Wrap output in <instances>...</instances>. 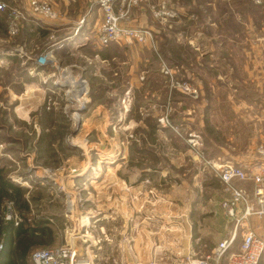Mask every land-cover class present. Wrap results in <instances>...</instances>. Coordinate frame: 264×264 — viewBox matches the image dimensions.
Listing matches in <instances>:
<instances>
[{
	"label": "rangeland",
	"instance_id": "rangeland-1",
	"mask_svg": "<svg viewBox=\"0 0 264 264\" xmlns=\"http://www.w3.org/2000/svg\"><path fill=\"white\" fill-rule=\"evenodd\" d=\"M0 1L13 7L10 0ZM46 1L58 20L53 2ZM253 4L118 0L115 9H126L127 25L147 30L148 41L106 47L96 32L84 54L54 51V65L43 66L35 60L47 42L37 38L34 54H24L26 62L23 54H13L18 62L5 61L0 168L47 196L42 207L60 225L54 246L74 249L76 264H187L229 235L234 222L222 204L230 191L218 168L248 162L264 142L254 133V109L243 105L264 102V39L254 38L260 52L254 87L242 85V65L226 81L222 39L239 28L236 18L253 26L246 27L248 40L230 38L233 52L248 47L250 35H264V1L260 9ZM25 13L45 27L47 21ZM179 28L193 38L175 41ZM1 33L3 40L19 34L8 35L7 21ZM242 57L234 54L229 65L251 62ZM22 64L27 66L19 72ZM146 119L157 123L151 136ZM235 185L252 189L250 182ZM247 225L257 228L260 220L252 216ZM240 241L238 233L233 248Z\"/></svg>",
	"mask_w": 264,
	"mask_h": 264
},
{
	"label": "built area",
	"instance_id": "built-area-1",
	"mask_svg": "<svg viewBox=\"0 0 264 264\" xmlns=\"http://www.w3.org/2000/svg\"><path fill=\"white\" fill-rule=\"evenodd\" d=\"M255 4H262L264 0H251ZM102 12V21L97 29L98 42L107 46L121 40H135L145 42L151 35L147 30L127 25V10L115 9L118 0H92ZM25 12L36 14L41 19L51 22L56 20L57 13L46 0H29ZM24 11L8 7L0 1V12L4 13L7 21V31L10 37L18 34L20 22L24 19ZM169 16H173L169 15ZM54 45L46 48L37 58L36 63L43 66H53ZM81 82H84L81 80ZM186 91L187 84H182ZM219 177L227 185L230 197L222 207L227 216L234 222L229 235L223 238L208 254L193 259L187 264H262L264 260V236H259L253 228L247 225L248 218L256 216L260 220L259 228L264 233V142L254 147V157L248 162H226L219 168ZM235 182L252 184V189L237 187ZM6 219L17 217L13 214L8 203ZM241 237L240 244L233 248L236 236ZM1 248V245H0ZM76 251L71 247L57 246L54 248H37L30 253L32 264H76Z\"/></svg>",
	"mask_w": 264,
	"mask_h": 264
},
{
	"label": "crops",
	"instance_id": "crops-1",
	"mask_svg": "<svg viewBox=\"0 0 264 264\" xmlns=\"http://www.w3.org/2000/svg\"><path fill=\"white\" fill-rule=\"evenodd\" d=\"M54 4L55 9L58 10L59 18L58 20L51 21V22H45V27L37 26L35 22V18L33 19L31 15L25 13L24 19L20 22V29L19 34L14 39H5L3 40L2 36L0 35V54H23L24 61L28 59L27 55L24 54H34L36 50V39L40 38L46 41L47 43L43 45L41 48L42 50L53 46L54 45V54H69L71 52H75V54H84L85 48H88L89 44H92V42H96V32L97 27L101 21L102 15L100 9L91 1L89 0H60V5L55 4L56 0H51ZM28 0H10V3L13 5L14 8H17L19 10L27 9ZM254 6L259 7L263 5H257L253 4ZM264 12V10H262ZM27 14V15H26ZM236 24L239 28H237V31L228 32L226 31L224 35V39H222V43L226 46L224 47L222 53L224 58V65L221 69V73L226 77V81L229 80V78H234L235 71L240 69L242 65L241 72L244 73L245 76H247V80H243L241 83L242 85H248L247 82H250V85L252 83V87L255 86V81H257L258 85V79L255 80L254 77H256L255 69L259 65V57L260 52L255 51L256 46L253 45L254 38L255 37H261V39H264V35H257L259 33H256L254 35H250L249 38V46L241 48V50H237V52H233L234 50L232 48H229V41L230 38H241L247 39L246 37V27L248 25H252V20L248 19V22L244 21L241 22L238 18L235 19ZM228 27V26H227ZM260 29L259 27H255L254 30ZM264 30V28L262 29ZM176 36H179L175 38V41H181L184 39L185 41L188 40V38H193L192 35H185V31L175 29ZM259 31V30H257ZM254 32V31H253ZM190 34V33H189ZM55 36L56 39L52 40V37ZM52 40V41H51ZM248 40V39H247ZM57 44V45H56ZM59 44H61V47H59ZM56 45V46H55ZM109 46V45H108ZM106 46V47H108ZM226 48V49H225ZM253 50V51H252ZM232 51V52H231ZM231 52V53H230ZM238 54L239 59L243 57L249 58L251 61L250 63L244 60V63L242 64L240 61H238V66L235 68L233 65H229V62L232 61L233 55ZM252 56V59H251ZM7 59L5 57H2L0 59V66L2 68L6 65L5 61ZM230 60V61H229ZM226 62L227 65H226ZM256 63V65H255ZM30 67V66H29ZM28 67V70L30 68ZM36 68V67H35ZM34 68V69H35ZM33 69V70H34ZM36 70V69H35ZM236 72H240V71ZM242 74V73H241ZM240 75V74H239ZM251 77V78H250ZM256 85V88L258 86ZM234 87V85H231V87ZM230 87V86H229ZM30 87H28L29 89ZM233 90L236 91V88ZM254 88H252L253 90ZM229 99V98H228ZM243 100V99H242ZM247 101V100H246ZM251 101V102H250ZM248 100V102H244V106L250 107V109H254L251 111V119L256 118L258 120V128L254 131L256 135L259 137H264V102L260 101V99L255 100ZM264 101V100H263ZM251 104H250V103ZM256 233L259 236H264V233L261 228H253ZM259 231V232H258ZM262 264H264V260L262 261Z\"/></svg>",
	"mask_w": 264,
	"mask_h": 264
},
{
	"label": "trees",
	"instance_id": "trees-1",
	"mask_svg": "<svg viewBox=\"0 0 264 264\" xmlns=\"http://www.w3.org/2000/svg\"><path fill=\"white\" fill-rule=\"evenodd\" d=\"M5 19V14L0 12V33L4 34ZM14 56L0 54V59L5 57L9 63L18 62ZM26 66L22 64L19 72L20 69L25 70ZM146 123L150 129L148 135L151 136L157 128V123H151L149 119H146ZM139 149L147 150L146 146ZM46 197L43 192L33 193L19 182L13 181L5 169L0 168V264H31L30 253L34 249L57 247L54 245L61 239L59 219L44 211L42 203ZM8 203L18 219L16 224L13 219L5 218Z\"/></svg>",
	"mask_w": 264,
	"mask_h": 264
},
{
	"label": "bare ground",
	"instance_id": "bare-ground-1",
	"mask_svg": "<svg viewBox=\"0 0 264 264\" xmlns=\"http://www.w3.org/2000/svg\"><path fill=\"white\" fill-rule=\"evenodd\" d=\"M79 84H82V83L79 82ZM82 85L84 86V84H82Z\"/></svg>",
	"mask_w": 264,
	"mask_h": 264
}]
</instances>
